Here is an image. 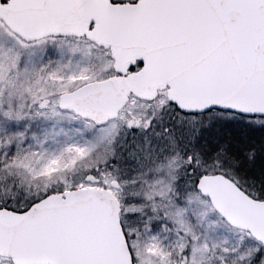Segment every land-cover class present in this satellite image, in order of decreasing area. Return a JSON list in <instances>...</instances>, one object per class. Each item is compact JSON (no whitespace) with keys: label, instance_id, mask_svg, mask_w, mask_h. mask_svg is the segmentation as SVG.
I'll return each mask as SVG.
<instances>
[{"label":"snow or ice","instance_id":"6c2138e0","mask_svg":"<svg viewBox=\"0 0 264 264\" xmlns=\"http://www.w3.org/2000/svg\"><path fill=\"white\" fill-rule=\"evenodd\" d=\"M0 264H264V0H0Z\"/></svg>","mask_w":264,"mask_h":264}]
</instances>
